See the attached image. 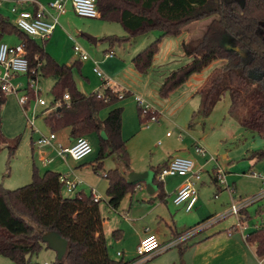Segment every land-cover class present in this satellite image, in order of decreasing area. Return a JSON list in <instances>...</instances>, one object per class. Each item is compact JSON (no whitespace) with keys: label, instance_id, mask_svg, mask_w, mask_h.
Instances as JSON below:
<instances>
[{"label":"trees","instance_id":"16d2710c","mask_svg":"<svg viewBox=\"0 0 264 264\" xmlns=\"http://www.w3.org/2000/svg\"><path fill=\"white\" fill-rule=\"evenodd\" d=\"M97 4L99 18L121 24L128 36L98 40L108 43L110 50L133 43L150 31L161 33L157 41L133 58L139 73H145L153 65L164 37H179L190 24L212 18L200 38L183 42V50L192 62L170 75L162 85L161 94L167 97L214 62L225 61L199 90L202 104L194 117H208L228 92L229 114L240 113L241 126L264 138V0H97ZM8 36H17L22 41L31 70H40L42 77H50L55 82L54 100L61 106L55 111H45L48 113L45 124L50 132L56 134L70 129L74 139L97 135L99 156L95 172L101 171L104 161L111 156L123 165L124 172L116 168L109 170L105 177L109 183L108 204L117 210L126 195L134 193L142 184L127 182L131 158L123 138L124 108L112 109L105 119L101 113L128 94L120 99L119 93L108 87L101 94H84L75 81L73 66L59 64L45 51L46 42L42 45L30 38L0 14V43ZM77 64L80 70L81 64ZM65 95L70 97L69 103L63 101ZM6 101L7 96L0 88V145L7 146L14 156L22 136L9 140L3 134L2 109ZM138 108L143 122L147 123L150 116L143 117L141 107ZM250 158L264 159V150L252 153ZM166 164L152 171L157 174ZM60 177L54 171L41 175L36 168L32 182L24 187L7 190L0 185V256L16 264H40L32 262L31 257L48 249L42 238L54 231L68 241V248L61 261L56 258L51 264H125L110 257L100 203L84 193L64 197ZM214 182L217 184L215 179ZM155 184L157 198L163 201V184L157 179ZM243 215L249 220L247 210ZM120 235V231L114 232L115 239ZM246 241L256 247L257 257L264 261V225L248 235Z\"/></svg>","mask_w":264,"mask_h":264},{"label":"rangeland","instance_id":"374dc122","mask_svg":"<svg viewBox=\"0 0 264 264\" xmlns=\"http://www.w3.org/2000/svg\"><path fill=\"white\" fill-rule=\"evenodd\" d=\"M9 1V4L5 2L0 9L7 15L3 16L8 18L14 25L16 15L12 14L11 10L16 6V1ZM49 3V1L46 2V5ZM67 11V14L60 18V24L53 37L48 41L46 48H49L54 56L50 52L49 54L59 64L73 66L75 81L83 93L87 95L101 94L106 87L110 88L116 85V87L110 89L115 93H119V95L128 94L125 99L106 108L101 113V117L106 118L114 108H124L123 138L127 142L132 165L135 168H158L169 159L188 157L186 152H195L196 144L199 143L206 150L208 158L212 156L215 158V162H207V158L198 155L200 159H196L199 165L206 164L203 168V179L198 186L200 205H203L202 212L204 215L202 219L206 221L224 214L231 205L232 197L239 201H245L264 191V159L250 158L252 153L264 150V138L245 130L241 126L242 115L240 113L237 116L229 114V93L226 92L222 95L208 117H194L202 104V93L199 90L203 88L214 72L225 64V61L214 62L201 74L192 76L184 85L171 92L167 97H163L161 89L164 82L173 72L192 62V58L188 57L183 50V42L190 41L184 36L186 32L179 37H164L161 40L153 65L145 73H139L133 65V58L157 41L161 37L160 32L150 31L140 35L133 43L114 47L116 57L105 60L104 53L110 50L109 44L101 42L95 45L85 37V34L98 40H104L110 36L128 37L122 25L109 23L100 18H81L75 14L71 4H68ZM210 19L212 18L203 21ZM197 28L190 26L189 30L195 32ZM200 36L202 34L194 36L191 40L198 39ZM37 41L43 45L42 41ZM3 42L10 45L22 44L17 36L5 37ZM75 44L81 45L90 56V60L83 62L80 70L77 64L79 58L74 52ZM45 51L48 53L46 49ZM92 59L97 62L102 61L99 67L104 73L105 80L99 78L94 72ZM109 74L115 77L112 78ZM252 77L254 78L253 75ZM30 82L28 76L13 79L12 85L19 88L20 92L19 94L6 93L7 101L2 109V129L5 138L12 140L22 136L21 145L14 156L10 155L7 146L0 145V185L7 190H16L30 184L36 168L41 175H44L47 171H53L54 161H58L57 171L55 172L59 174L70 172L61 160H56L58 156L55 150L49 147L37 148L34 144L41 135L49 136L51 134L45 124V117L48 114L45 111L51 108V105L55 102L53 94L55 82L50 77H38L36 90H41L39 97L48 103V108L38 107L35 114V100H31L26 108L22 107L19 102L20 97L27 94L29 99L36 97L33 91L29 95ZM137 98L142 99L160 114L159 123L143 122L139 115ZM245 111L246 109L243 110L242 114ZM143 117L145 116L143 115ZM33 120L34 125L32 127L31 122ZM65 131L67 130L56 134L58 136V141H55L56 144L61 142L62 145H67ZM96 138V135H91L88 138L93 146V153L81 161H87L86 165L95 163L98 159L99 147L96 144ZM42 152H46L45 159L41 156ZM217 164L227 176V185L225 186H219L214 182L213 171ZM89 167V173L86 176L89 180L83 179V177L78 178L86 184V187L80 188L78 192L84 189L87 192L89 191L87 193L89 196L90 188L88 186H90L95 189L97 195L102 194V198L106 201L107 179L103 177V173H108L109 170L116 168H121L124 172V167L115 156L107 158L99 172H95L91 166ZM178 179V177L169 178L166 186L168 192H172L179 183ZM228 186L230 190H228ZM231 190L233 193H231ZM63 195L71 198L75 196L73 194L68 195L64 191ZM216 195L218 196L216 197ZM173 200L174 197L169 200V203L175 213L184 220L185 227L194 226L198 223L195 211L187 214L183 211V207L175 206ZM104 201L100 203V208L106 219L108 215H115V213L108 208ZM247 212L250 218L247 220L246 217L243 224L248 227L246 230L248 236L264 225V200L249 207ZM234 224H238V220L235 217H227L212 228H217L219 225L228 227ZM156 230L157 228H154V231ZM53 253L55 252L50 249H43L34 254L31 261L40 264L49 261L51 264L57 258L55 253L54 261H51L50 255H53ZM0 264L16 263L0 256Z\"/></svg>","mask_w":264,"mask_h":264},{"label":"built area","instance_id":"2783aa9c","mask_svg":"<svg viewBox=\"0 0 264 264\" xmlns=\"http://www.w3.org/2000/svg\"><path fill=\"white\" fill-rule=\"evenodd\" d=\"M5 0H0V6ZM71 4L75 14L81 18L97 19L100 17L97 0H55L48 5H40L36 0H16V6L11 10V13L16 15L15 25L18 29L24 32L32 39L46 42L49 40L57 30L60 24V18L67 13V6ZM28 5H35L37 8L33 11L26 10ZM74 52L78 56L80 62H86L90 60V56L83 49L81 45H74ZM105 59H111L116 57L114 51H107L104 53ZM94 72L101 79L105 80L104 73L99 67V63L93 60ZM28 76L30 79V89L33 91L36 97L29 99L28 94L20 97L19 102L22 107L26 108L27 104L31 100H35V110L38 107H47L48 103L39 97L41 90H36L38 85V77L41 76L40 70H31L30 62L27 58L26 49L23 44L10 45L5 42L0 43V88L6 93L19 94L20 89L15 88L12 85V80L20 77ZM116 87V86H115ZM119 98H123V94L119 95ZM63 101L69 103L70 97L64 96ZM138 105L142 109V114L150 116L147 123L156 122L159 123V116L152 107L147 105L142 99L137 98ZM60 102H54L51 108L48 110L55 111L60 107ZM34 120L31 122L33 127ZM56 134L51 133L49 136L41 135L36 142H34L37 148L53 147L56 140ZM195 153L207 158V162H215V158L212 156L208 158L206 150L199 143L196 144ZM58 156L63 159L70 158L75 162H81L89 157L93 153V146L87 137H80L70 147H62L59 145L56 147ZM46 162V160H45ZM203 168L198 167L196 162L188 157H175L170 159L167 164L162 167L155 175L158 182L165 184L166 179L169 177H179L183 179V182L176 189L174 193V205L183 207L186 213L192 212L200 197L198 190L199 184H201L203 176ZM107 173H103V177H106ZM213 179L216 180L219 186L227 185V176L223 169L217 164L213 171ZM60 181L63 184V191L68 195H75L78 193L79 188L83 182L77 177L70 175H61ZM140 187V186H139ZM138 187V188H139ZM228 190L230 187L228 186ZM231 193L233 191L231 190ZM91 195L95 203H101L102 198L97 195L94 188L91 189ZM264 200V191L259 195L252 197L245 201L236 200L234 197L231 199V205L229 209L222 215L215 218H210L196 228L187 231L181 235L175 236L172 239L162 242L156 235L147 234L139 243L136 253L137 260L134 264H141L145 262L149 257L157 253H164L172 249H176L184 245L188 240L193 238L200 232L211 228L227 217H235L238 220L237 227L247 230L248 227L244 226L243 221L246 220V216L243 215L244 210H248L249 207ZM118 253V256H121ZM264 261L261 260V263Z\"/></svg>","mask_w":264,"mask_h":264},{"label":"crops","instance_id":"0c3cea01","mask_svg":"<svg viewBox=\"0 0 264 264\" xmlns=\"http://www.w3.org/2000/svg\"><path fill=\"white\" fill-rule=\"evenodd\" d=\"M36 1L40 5H46V2L48 1L53 2L55 0H36ZM5 2L6 4H9L10 1L9 0L3 1L0 8L3 7V4ZM36 8L37 6L35 5H28L26 7V10L34 11ZM0 14L7 16L2 12L1 9H0ZM210 22H211V19L208 21L202 20V21L190 24L186 28L185 30L186 34L184 36L187 37L186 39L191 40L194 36L202 34L204 30L206 29V27L210 24ZM190 26H194L196 28L199 27V28H197V31L194 32V30L193 31L191 29L189 30ZM49 40L46 41V45ZM97 44H99V42ZM46 47L47 46H45V49L48 51V53L50 52L53 55V53L49 50V48H46ZM109 51H114V50L112 49ZM105 60H108V59H105ZM101 62L100 61L98 62L99 66ZM79 63L81 65L83 64V62H80V61ZM109 75L112 78L115 77L112 74H109ZM115 86L116 85L111 86L110 88H113ZM159 118H160V114H159ZM102 119H105V118H102ZM65 130H67L65 131L66 132L65 135L67 138L66 139L67 145L64 146L62 145L61 142L57 144L54 142V146L49 147V148L55 150V152H57L56 147H58L59 145H61L62 147H70L76 140L71 137L70 129H65ZM55 141H58V136L56 137ZM95 141L99 147L98 136L95 139ZM127 149H128V146H127ZM128 152H129V149H128ZM186 153L188 154L189 158H192L196 162V165L198 167H204L206 165L205 163L203 165H199L197 163L196 159H200V158L197 156V154L194 151L190 153L188 152ZM41 156L45 159L46 152L45 153L42 152ZM57 158L58 159L56 160H61V162L67 166L68 172L70 171L67 174L60 173V175H70V176L74 175L77 178L83 177V179H86V180H89V178L86 177L87 174L89 173V168H90L89 166H91V168L94 169V167L97 165V162L95 163L93 162L91 164L86 165L87 161L78 163V162L73 161L70 158L63 159L60 156H58ZM54 162H53L54 164L53 163L52 164L54 167L53 171L55 172L57 171L58 161H54ZM130 167H131L130 172L136 171L137 173H143V172L152 170L153 168V167L152 168L147 167V168H141V169L135 168L132 165V158H131ZM169 178H175V177H169ZM169 178H167L165 184H163V191L165 193V198L163 201L157 198L158 191L154 195H150L147 192L145 184H142L139 188H137L134 193L126 195V197L122 200L117 210L109 206L108 197H107V200L104 201V199L102 198V194H99V196L102 198V201H104L106 205L108 206V208L115 213V215H108L106 219H105V216L102 215V217H104L103 218L104 219V233H105V237L108 243L109 254L113 260L118 261V262L122 261L125 264H134L135 261L137 260L136 249L140 241L147 234L156 235L160 241L165 242V241L172 239L173 237H175L176 235L180 233L186 232V230L188 229H191L194 227L196 228V225H198L199 223L205 220V219H202L204 215L202 212L203 205H200V201H198L195 209L193 210L196 212L195 216L198 219V223L190 227L184 226L185 225L183 222L184 220L180 218V215L175 213V210L172 208V205L169 203V200L172 197H174V193L176 189L180 186V184L183 182V179L178 177L179 183L174 187L172 192H168L166 189V186H167V181L169 180ZM82 182L83 184L80 188H83V187L85 188L86 184L84 181ZM108 185L109 183L107 181V185H106L107 189H108ZM88 187L90 188L89 196H92L91 195L92 187L90 186ZM79 193H84L85 195H87L89 191L87 192L84 189H82L81 192L76 193L75 196ZM154 228H157V230L154 231ZM116 231L121 232V235L118 239L114 238V232ZM246 238H247L246 230H243L241 227L238 228L237 224H234L228 227H221V225H219L217 228L211 227V228L204 230L200 234H197L195 237L188 240L184 245H182L179 248L172 249L164 253L154 254L141 264H264V262L261 263V260L256 255V247L254 245L248 244V242L246 241ZM45 249L47 248H44V250ZM118 253H121L122 255L118 256ZM54 254L55 253H53V255H50V258L52 259L51 261H54L53 260ZM45 264H50V262L49 261L45 262Z\"/></svg>","mask_w":264,"mask_h":264},{"label":"water","instance_id":"95a60500","mask_svg":"<svg viewBox=\"0 0 264 264\" xmlns=\"http://www.w3.org/2000/svg\"><path fill=\"white\" fill-rule=\"evenodd\" d=\"M85 37L97 45L98 39L86 34ZM155 175L156 173L152 170L143 173L130 172L127 175V182L130 185L145 184L147 192L150 195H154L158 191V186L155 184ZM42 241L48 249L56 253L57 260L61 261L64 258L68 248V241L59 233L54 231L48 232L43 236Z\"/></svg>","mask_w":264,"mask_h":264}]
</instances>
